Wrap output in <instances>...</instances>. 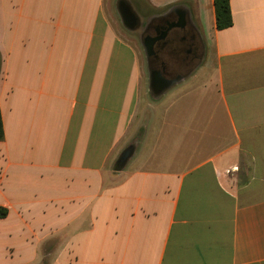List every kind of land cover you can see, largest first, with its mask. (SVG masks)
<instances>
[{
	"label": "crops",
	"instance_id": "0c3cea01",
	"mask_svg": "<svg viewBox=\"0 0 264 264\" xmlns=\"http://www.w3.org/2000/svg\"><path fill=\"white\" fill-rule=\"evenodd\" d=\"M146 1L184 8L206 45L151 119L105 0H0V221L36 238L21 264H264V0H230L222 31L214 0Z\"/></svg>",
	"mask_w": 264,
	"mask_h": 264
},
{
	"label": "rangeland",
	"instance_id": "374dc122",
	"mask_svg": "<svg viewBox=\"0 0 264 264\" xmlns=\"http://www.w3.org/2000/svg\"><path fill=\"white\" fill-rule=\"evenodd\" d=\"M117 1L118 0H105L102 13V24L105 28L109 27L119 41L124 42L127 46L131 48L132 52H135L137 54L138 68L142 72V112L145 114V118L149 116V118L151 119L152 116L159 115L161 109H163V107L165 106L167 107V105L170 104L171 101L177 99V97L181 98L182 82L177 86L173 87L161 97H156L151 93L149 86V71L147 67V58L144 48L141 44L140 33L137 31L133 32L125 28L117 10ZM129 2L133 6L134 10L138 13L140 19L142 18L143 21H147L149 18H151V16L157 15L166 10L152 8L146 0H129ZM128 150L133 152L134 145L130 146ZM28 209L31 210V217L28 218L29 220H33V218H36L37 221H41V223L36 225L38 228L39 225L42 224V222L46 223L47 225H54L55 214L51 206L32 205L25 209L26 212ZM33 228L38 231V235L42 236V238L44 237V235L52 233L47 227L46 230L40 231L35 227L34 224ZM31 236L32 235H29V232H23L21 228V223L0 221V259L5 262H14L15 264H21L28 261V259L31 258L30 255L32 256L33 250L28 247L31 243L26 241V238H30L31 241L36 242V238H31ZM32 245L31 248H33L36 244ZM10 247L16 248V251L14 253L15 257L12 261L7 257L10 252ZM46 247L47 251L49 252H52L55 248L53 242L48 243V246ZM54 259L55 253L53 252L51 256L49 255L47 257L46 263L51 264Z\"/></svg>",
	"mask_w": 264,
	"mask_h": 264
},
{
	"label": "flooded vegetation",
	"instance_id": "af4514ba",
	"mask_svg": "<svg viewBox=\"0 0 264 264\" xmlns=\"http://www.w3.org/2000/svg\"><path fill=\"white\" fill-rule=\"evenodd\" d=\"M137 32L143 42L153 45V55L147 67L167 80L185 78L202 66L206 56L203 35L192 18L182 7H172L140 19Z\"/></svg>",
	"mask_w": 264,
	"mask_h": 264
},
{
	"label": "water",
	"instance_id": "95a60500",
	"mask_svg": "<svg viewBox=\"0 0 264 264\" xmlns=\"http://www.w3.org/2000/svg\"><path fill=\"white\" fill-rule=\"evenodd\" d=\"M117 10L125 28L133 32L137 31L141 23L140 17L138 13L134 10L129 0H118ZM142 46L144 48L146 58L149 60L154 53L153 45L152 43L148 45L147 43L143 42ZM148 71L150 91L156 97H161L162 95L166 94L169 90H171L173 87H175L185 79L182 77H176L175 79L167 80L163 78L160 73L153 71L149 67ZM132 153L133 152H131L130 150H127L122 154L117 164L118 171L124 169L128 160L132 156Z\"/></svg>",
	"mask_w": 264,
	"mask_h": 264
},
{
	"label": "trees",
	"instance_id": "16d2710c",
	"mask_svg": "<svg viewBox=\"0 0 264 264\" xmlns=\"http://www.w3.org/2000/svg\"><path fill=\"white\" fill-rule=\"evenodd\" d=\"M216 23L218 30L222 31L232 27L233 17L231 11L230 0H214ZM2 59L0 55V73H1ZM5 137L1 108H0V141H3ZM3 216L0 214V217Z\"/></svg>",
	"mask_w": 264,
	"mask_h": 264
}]
</instances>
